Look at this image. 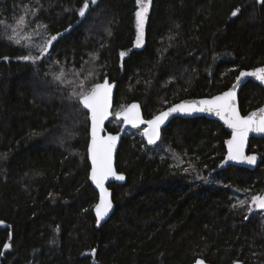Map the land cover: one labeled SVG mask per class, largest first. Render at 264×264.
<instances>
[{"label":"trees","instance_id":"1","mask_svg":"<svg viewBox=\"0 0 264 264\" xmlns=\"http://www.w3.org/2000/svg\"><path fill=\"white\" fill-rule=\"evenodd\" d=\"M83 2L0 0V264H264V211L251 201L264 195V138L250 142L262 156L255 170L215 171L230 135L216 120L175 118L153 146L128 132L116 161L127 181L110 184L116 208L97 227L89 113L73 95L116 81L107 129L117 132L115 113L131 102L150 119L220 93L264 65V3L151 0L138 48L136 0H97L81 20ZM25 29L62 35L41 56L15 43ZM239 99L246 114L264 88L250 81Z\"/></svg>","mask_w":264,"mask_h":264},{"label":"snow or ice","instance_id":"2","mask_svg":"<svg viewBox=\"0 0 264 264\" xmlns=\"http://www.w3.org/2000/svg\"><path fill=\"white\" fill-rule=\"evenodd\" d=\"M97 0H84L82 6L78 9V15L80 17H86L90 4H95ZM136 3L140 5L136 11V26H137V38L136 46L139 47L144 42V27L151 5V0H136ZM264 3V0H261ZM240 9L234 10L231 15L237 16ZM23 17L20 18L23 22ZM110 34V33H109ZM62 35L57 33L52 35L44 45L39 49L40 55L43 56L48 52L49 47L56 41L58 37ZM12 37H9L11 40ZM16 44H20V40H15ZM125 53H121L124 56ZM19 59L25 61H33L40 59L39 56L25 55ZM252 76L257 80L264 82V67L257 68L252 72H241L237 77V84L233 85V89L222 93L221 95L212 97L211 99H202L192 102H181L170 107L167 111L160 112L152 119L144 121L141 118L139 105L131 104L121 111L116 112V116L123 117L125 123L139 124L146 123L147 128L144 130V135L148 138V143L153 144L160 138V129L165 121L174 113H193V112H214L220 116L225 123L232 129V138L226 141L228 145L227 159L237 161L240 163H247L254 165L257 162L255 155H245L244 147L249 132H264V108H260L257 111H253L247 116L240 115L235 105V88L239 86L243 77ZM82 90L75 92L73 95L77 101L82 104L84 109L89 110L91 114V144L89 146V152L91 154L92 168H91V180L95 182L97 187L101 190L100 202L95 205L96 215L98 217L97 223L108 216L109 211L113 205L108 198V191L104 188V181L109 177H115L118 180H124L125 177L117 175L113 170V149L117 140L116 136L100 137L98 130L103 124V121L110 115V101L113 85L109 84L107 80L103 83H94L90 87H85L83 83L79 86ZM187 172V169H184ZM252 205L255 209L264 210V195H253L251 197ZM240 206H243L246 202L241 200L238 202ZM237 205H233L236 207ZM253 207L248 208V212H252ZM247 219V217H245ZM3 223V222H0ZM11 245L5 243L4 249H9ZM95 251V250H93ZM3 255V252H0ZM196 264H205L202 259H198Z\"/></svg>","mask_w":264,"mask_h":264},{"label":"water","instance_id":"3","mask_svg":"<svg viewBox=\"0 0 264 264\" xmlns=\"http://www.w3.org/2000/svg\"><path fill=\"white\" fill-rule=\"evenodd\" d=\"M90 9V7H89ZM88 9V11H89ZM87 11V13H88ZM87 15V14H86ZM85 17H80L81 20H83ZM260 67H264V65H260V66H257V67H253V68H250V69H243L239 72L238 76H240V73L241 72H252L253 70L257 69V68H260ZM237 76V77H238ZM105 80L108 81L109 84L113 85L112 87V93H111V101H110V108H109V112H110V115L107 117V119H105L103 121V124L102 126L100 127V129L98 130V135L100 137H107L109 135L111 136H116L117 137V140H116V143H115V148L113 149V157H112V160H113V170L117 173V175H123L125 177L124 180H118L116 179L115 177H109L108 179H106L104 181V188L107 189L108 191V198L111 200L112 202V209L109 211V214L108 216H106L103 220H100L99 224L97 223V227H100L103 223H105L113 214L115 208H116V203L114 201V197H113V194H114V191L113 189L110 187V184L111 183H116V184H125L126 181H127V176L126 174L124 173H120L118 170H117V165H116V161H117V155H118V150H119V147L121 145V142H122V139L123 137L131 130V129H137V128H143V132H142V135H143V138L145 139L146 143L150 146H153L155 144H157L161 137H162V132H163V129L165 127H167L170 122L172 120H174L175 118H185V119H188V118H197V117H205V118H208V119H213V120H216L218 122H220L224 127L225 129L228 131V133L230 134L229 137L227 138L226 141H228L229 139L232 138V129L225 123V121L218 115H216L214 112H193V113H174L172 114L166 121L165 123L161 126V129H160V138L158 140H156L155 143L153 144H149L148 143V138L144 135V130L145 128H147V124L146 123H139V124H128V123H125L124 120H123V117H120V116H116L115 117L119 120L122 121V126L121 128L119 129V131L117 132H110L108 129H107V124L110 122V120L113 118L114 116V98H115V94H116V89H117V82L116 81H111V79L109 77H107ZM104 80V81H105ZM104 81L100 82V83H103ZM250 81H253V82H256L258 83L260 86H262L264 88V82H261L259 80H257L255 77H252V76H246V77H243L242 78V81L241 83L239 84L238 87L235 88V105H236V108L237 110L239 111L240 115L242 116H247L249 115L250 113H252L253 111H257L259 110L260 108H264V104H262L261 106L255 108V109H252L251 111H249L248 113L246 114H243L242 111H241V107H240V99H239V95H240V92L243 88V86L245 84H247L248 82ZM237 84V78L235 80V82L226 90L220 92V93H217L215 95H212V96H203V97H193V98H185L179 102H176L172 105H170L169 107L165 108L164 110L160 111V112H163V111H167L170 107L176 105V104H179L181 102H192V101H199V100H202V99H211L212 97H215V96H218V95H221L222 93L224 92H227L231 89H233V85ZM138 104L139 105V111H140V115H141V118L142 120L144 121H147V120H150V119H147L145 116H144V113H143V110H142V107H141V104L138 102V101H134V102H131L129 105L131 104ZM127 107V106H126ZM125 107V108H126ZM87 110V109H85ZM122 110V109H121ZM119 110V111H121ZM88 113H89V119H90V139H89V145H88V158H89V162H90V165H91V168H92V160H91V154L89 152V146L91 144V114L89 112V110H87ZM118 111V112H119ZM159 112V113H160ZM159 113H157L156 115H158ZM252 138H264V132H255V131H252V132H249L248 134V137H247V140H246V143H245V147H244V153L245 155H255L257 157V162L256 164L254 165H249L247 163H240V162H237V161H232V160H228L227 159V155H228V145L225 141V147H226V154H225V157L224 159L222 160V162L219 164V166L215 169V171H220V170H223L225 168H227L228 166H237V167H243V168H247V169H250V170H255L259 163L261 162L262 160V156L256 152H250V142H251V139ZM91 168H90V173H89V179H90V182L91 184L93 185V187L96 189V191L98 192L99 194V198H98V202L96 204H98L100 202V195H101V190L99 187H97V185L95 184L94 181L91 180L90 176H91ZM93 212L95 214V217H96V220L98 219L97 215H96V211H95V206H94V209H93ZM198 259H202L205 264H211L209 262H207L205 259L203 258H198ZM197 259V260H198ZM196 260V261H197ZM196 264V262L194 263ZM232 264H244V262L242 261H236Z\"/></svg>","mask_w":264,"mask_h":264},{"label":"rangeland","instance_id":"4","mask_svg":"<svg viewBox=\"0 0 264 264\" xmlns=\"http://www.w3.org/2000/svg\"><path fill=\"white\" fill-rule=\"evenodd\" d=\"M140 5H138V9H139ZM151 7V5H150ZM137 9V10H138ZM150 10V8H149ZM149 14V12H148ZM147 18H148V15H147ZM146 23H147V19H146V22H145V27H146ZM145 27H144V30H145ZM136 29H137V26H136ZM18 39H20L22 42L24 41L26 44H29V45H32V46H35L36 48L40 49V47L42 45H44V43L48 40V37H47V33H45L44 31L42 30H20L19 33H18ZM145 41V40H144ZM144 45V42L141 46H139L138 48L142 47ZM137 47V46H136ZM121 121V120H120ZM122 123V121H121ZM122 125V124H121ZM137 129H141V133L143 132V128H137ZM135 129H131L129 132H132L134 131ZM257 210H260V209H257ZM264 211V210H263Z\"/></svg>","mask_w":264,"mask_h":264}]
</instances>
